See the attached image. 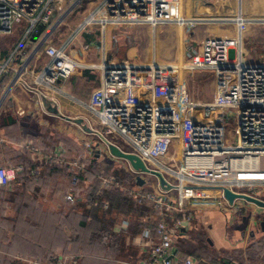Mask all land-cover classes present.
<instances>
[{
	"label": "crops",
	"instance_id": "obj_1",
	"mask_svg": "<svg viewBox=\"0 0 264 264\" xmlns=\"http://www.w3.org/2000/svg\"><path fill=\"white\" fill-rule=\"evenodd\" d=\"M216 1L182 0L176 8L177 14L182 18L185 9L192 18H185L173 27L108 25L104 28L86 27L79 32L80 22L71 33H66L62 43L56 44L51 37L49 43L55 47L68 43L67 52L79 64V69L69 80L57 85L59 91L51 93L50 99L26 91L25 82L33 83L35 75L43 71L49 59L44 49L39 55L29 58L37 42L31 35L38 31L25 37V25L17 27L12 35L15 39L8 42L6 48L0 49V62L7 61L23 40L21 53H27L26 60H29L27 71H17L25 61V58L22 61L19 58L13 61L12 71L3 75L8 79L3 81L1 95H6V99L0 106V167H22L23 171L17 175L11 188L0 187V264H24L20 259L53 264L55 257L66 259L67 263L77 259L78 264H143L148 256L147 244H150L145 232L161 220L158 211L152 205L138 204L120 182V187L106 188L115 197L104 198L101 208H95L90 204L93 192L86 190L92 185L90 179H83L84 190L78 189V185L71 180L75 173L66 171L65 176L60 177L61 167L44 161V157L50 155L54 158L64 148L66 158L82 160L83 170L87 164H92L93 153L98 158L100 154L85 146L86 142L95 139L83 130V125H94L97 120L88 104L92 92L101 85L102 71H111L108 63H118L135 72L132 84H135L136 94L146 102L163 103L154 97L153 85L177 82L187 72L191 75L213 72L215 75V81L208 84V90L209 87L212 90L207 92V99L193 93L192 86L187 85L194 101L211 102L217 95L223 94L233 79L225 81L213 70L189 67L192 51L201 52L202 42L209 37L237 38L240 45H244L245 33L250 32L251 22L247 23V20L264 17V0H234L230 6L233 19L231 22L228 20L237 29V35L233 37L228 33L218 36L210 29L211 23L219 21L214 19L211 10ZM224 1L229 3L233 0ZM97 4L92 5L94 7L88 10L85 17ZM59 31L57 29L54 33ZM250 35L254 33L251 31ZM254 49L257 47H247L246 62H264V53L257 55ZM250 57L261 61L250 62ZM158 69L160 78L157 80L154 74ZM137 74L143 76L146 82L141 83ZM15 77L17 81L12 87L10 84ZM61 116L83 120L84 124L79 126ZM37 117L51 123V130H47L49 125L39 124V130L47 131L40 144L33 143L29 138L31 128L26 122L27 119L33 122ZM61 121L71 126L65 125L70 130L67 133L73 134L71 138L76 145L73 151L58 143L62 133ZM227 139L231 142L230 138ZM28 145L35 146L41 156L27 149ZM36 160L38 163L34 164ZM110 161L116 162L134 179L135 176L122 161ZM40 172H48L52 177L38 178L36 175ZM170 173L181 180L187 179L183 168ZM144 179L146 183L139 187L134 185V189L141 192L162 189L158 179ZM257 188V192L248 188L249 194L254 192L255 196L263 199L264 185ZM100 190L101 185L94 191ZM69 194L75 198L73 203L66 199ZM262 215L263 209L238 199L230 205L190 207L186 213L176 212L173 217H166L165 221L169 224L176 220L182 222L174 243L179 259L190 257L197 264H264ZM125 224L127 226L123 228ZM158 240V235L151 231V241Z\"/></svg>",
	"mask_w": 264,
	"mask_h": 264
},
{
	"label": "built area",
	"instance_id": "obj_2",
	"mask_svg": "<svg viewBox=\"0 0 264 264\" xmlns=\"http://www.w3.org/2000/svg\"><path fill=\"white\" fill-rule=\"evenodd\" d=\"M92 1L0 0V36H12L20 25L26 27L25 37L38 31L39 26L48 27L37 40L29 58L44 49L49 62L41 73L35 75L33 83L25 82L26 91L50 99L51 93H58L57 85L78 71L79 64L67 52L68 43L58 48L49 41L66 17H70L78 6ZM181 1L98 0L96 8L84 18L78 31L92 26L178 24L185 19L180 18L176 10ZM257 21L264 22V19ZM23 42L7 61L0 62V78L12 71L15 59L22 61L25 58L17 71H27L29 59L26 60L27 53H21ZM245 57L244 45H240L239 39L229 37H209L202 42L201 52L192 51L189 67L213 70L222 79H233L223 94L206 103L192 99L184 80L156 83L153 85L154 97L163 103L146 102L136 94L135 84H132L135 72L130 67L108 63L111 71H102L101 85L92 92L88 104L97 119L94 125L88 124L92 130L89 134L96 141L86 142L85 146L92 150L96 144L101 154L115 160L108 152V146L115 145L124 152L137 155L148 168L162 174L160 162L169 155L174 163L181 160L186 165L187 179L179 178L177 186L166 179L181 192L176 201L170 198L172 190L162 188L156 192H141L133 186L125 187L133 200L138 204L152 205L162 217L145 232L150 244H147L148 256L143 264H197L190 257H177L174 243L182 222L176 220L169 224L166 217H173L176 212L186 213L190 207L200 205H230L223 188L257 197L254 192L249 194L241 189L248 187L257 192L255 188L264 185V62L248 64ZM159 71L154 74L157 80ZM136 77L141 83L146 82L143 76L137 74ZM16 81L15 77L10 85L14 87ZM229 118L235 119V142L227 139L226 121ZM27 149L41 156L33 145H28ZM64 154L62 148L54 158L45 156L44 161L64 165ZM79 160L68 165L71 171L84 168L83 164L78 166ZM126 164L135 177L140 175ZM22 171V167H0V187L11 188ZM101 180V188L120 187L114 177H102ZM66 199L70 203L75 201L71 194ZM97 205L95 202L94 206ZM126 226L122 225L123 228ZM151 231L158 235V241H151ZM53 264H78V260L67 263L66 259L55 257Z\"/></svg>",
	"mask_w": 264,
	"mask_h": 264
},
{
	"label": "rangeland",
	"instance_id": "obj_3",
	"mask_svg": "<svg viewBox=\"0 0 264 264\" xmlns=\"http://www.w3.org/2000/svg\"><path fill=\"white\" fill-rule=\"evenodd\" d=\"M92 2H86L82 6H80V7L78 6L74 10L72 16L66 17V19L62 23V27L58 28V30H60V31L57 33H54L53 34L54 36L53 35L51 36L52 39L55 40L56 44H60L66 39V36H67L66 33L67 34L71 33V30L73 31L75 29V27L78 24H80V22H82L84 20L86 13H88V10L92 9L94 7V6L92 7V5H96L98 3V0H93ZM184 4H187V2H184ZM232 4H234V0L229 1V3L224 1V0H218V1L213 3V7L211 10H212V13L214 15V19L219 20L221 22H219V21L214 22L213 25L211 23L210 29H213L218 34V36H221V35L224 36V35H227V33L230 34L232 37L237 35V29L235 27V24L230 23L231 20L233 19L232 18L233 12H232V9L230 7ZM187 12L188 11H185V9H184L182 11V17L187 18V19H191L192 17L189 16L190 13H187ZM82 15H83V18H82ZM258 19H264V17H253V18H251L249 20L251 22L249 25L250 32H246L245 36H244L245 37V43H244L245 52L247 51V47H253L254 46V48H255V46H256L257 49H254V51L257 53V55L264 53V22H259V21H257ZM176 25L177 24H174V25L171 24V25H168L167 27H173ZM251 31H252V33H254L253 36L250 35ZM184 37L185 36H183V40H184ZM13 39H15V37H13V36H0V49L6 48V46H8L7 45L8 42H10ZM248 60L250 62L261 61L259 59H252L251 57ZM189 73L187 72V73L183 74L182 80H185V82L187 83L188 86H192L191 89H192L193 93L199 94L203 98L207 99V97H206L207 92H210V90H212L210 87L208 90V84L211 81H213V82L215 81L214 73L211 72V73H207L206 75L205 74H199V73L191 75V73L190 74ZM205 78H207V79L204 81L203 79H205ZM228 80H232L231 77H229ZM225 81H221V83L225 84ZM24 121H26V120H24ZM34 121L32 122L28 119L26 121L27 123H29L30 128H31L30 129L31 131L29 132V134H30L29 138L32 139L33 143L37 142L38 144H40L42 141L43 135L45 133H47V131L45 132L42 129L39 130L38 129L39 124L49 125L47 130L48 129L51 130V128H50L51 123H49L47 120L45 121L42 118H38V117L36 119H34ZM61 123H62V126H61L62 133H61V138H59L60 141H58V143L62 144V146H64V147H67V146L70 147L73 151V149H75V147H76V145L74 144L73 138H71L73 136V134L67 133V131H70V130L68 128H66V126H65V125L69 126L70 124H67L65 121H61ZM69 127H71V126H69ZM226 131H227V137L230 138L231 142H235L236 141L235 119L229 118L226 121ZM94 141H96V140H94ZM96 146L97 145L95 144L92 151L96 152L97 154H100V150H99L98 146L97 147ZM101 156L102 155L100 154L97 158L95 153H93V155L91 156V158H92L91 161L93 163L95 160V163H93L91 165L87 164V167H85V170H87V171H85L83 169L77 170V172L75 173V176H72L71 180H73L78 185V189L84 190L85 188H84L83 183L85 181L83 179H85L86 181H87V179H90V181L92 182V185L90 186V188L88 187V189H86V190H88V191L92 190L91 192H94V190L98 189L99 183H100V185L102 184V180H101L102 177H108V176L113 175L114 170L109 168V164H108L109 160H107L108 162L107 161L104 162V160L102 159L103 157L100 158ZM77 160H79V158H77V157L75 159H69V158H66V156H64V162L65 163H64V165H60L61 168H59L62 170V172L59 173L60 177H64L66 171H67V173H71V168L68 165H70L71 163H74ZM120 161H122V160H120ZM37 163L38 162L36 160L34 162V164H37ZM122 163L127 165L126 162H124V161H122ZM81 164H83L82 160H79L78 166H80ZM160 165H163V167H161L163 169H161V170L163 172L164 177L167 180H170L171 182H173V184H175L177 186L179 184V178L174 176L170 172L179 171L181 168L186 169V165H184V163L181 160L180 161L177 160V163H174L172 161V155H169L167 158L163 159L160 162ZM89 167H90V169H89ZM50 173H52V172H50ZM54 174H56V172ZM36 176L38 178L40 176L41 177H46V176L52 177V174H49L48 172L41 174V172H40ZM181 176H183V175H181ZM147 177H151V179H154V180L157 179L156 177L151 176V175H147ZM97 179H99V183H98ZM124 179H126V178H124ZM125 186H126V188H129L132 185L127 183ZM256 190H259V188H257ZM241 191L245 192V193L250 192V190L248 188H243V189H241ZM180 195H181V192H179V190H177V189H174L171 191L170 198L172 200L176 201L179 199Z\"/></svg>",
	"mask_w": 264,
	"mask_h": 264
},
{
	"label": "water",
	"instance_id": "obj_4",
	"mask_svg": "<svg viewBox=\"0 0 264 264\" xmlns=\"http://www.w3.org/2000/svg\"><path fill=\"white\" fill-rule=\"evenodd\" d=\"M5 99H6L5 96L1 99L0 106L3 104ZM53 111L55 113L57 112L56 109H53ZM61 117L64 120L76 123L79 126H82L84 124L83 120L72 119V118L66 117V116H61ZM83 130L87 133L92 132V130L89 128V125H83ZM108 152L110 153L111 156H113V158L118 159V160H122V161L128 163L135 172L140 174L134 178L136 185L143 186L146 183L144 177H142L141 175H151V176H154L158 179L160 186L163 189H165V190L178 189V187H176L175 185L170 184L166 180V178L164 177L163 174H161L158 171H155V170L148 168L146 166V164L142 161V159L140 157H138L137 155L124 152L115 145H109L108 146ZM223 191H224V196L229 201V203H233L235 200L242 199V200L248 201L249 203H252V204L258 206L260 209L264 210V198L261 199V198L249 196L246 194L232 193L227 188H223ZM261 218L264 219V216L262 215ZM260 220L261 219H259V221Z\"/></svg>",
	"mask_w": 264,
	"mask_h": 264
},
{
	"label": "trees",
	"instance_id": "obj_5",
	"mask_svg": "<svg viewBox=\"0 0 264 264\" xmlns=\"http://www.w3.org/2000/svg\"><path fill=\"white\" fill-rule=\"evenodd\" d=\"M47 29H48V27L47 26H39V28H38V33L37 34H33V35H31L32 36V38L34 39V40H39V38L42 36V34H44V32H46L47 31ZM5 79H8L6 76H2L1 78H0V96L2 95V92H3V81L5 80ZM101 154V153H100ZM102 156H101V158L102 157H105V155L104 154H101ZM103 160H104V162H106L108 159H107V157H105V158H102ZM99 161V160H98ZM108 162V161H107ZM93 163H95V160H94V162ZM92 163V164H93ZM109 168H111V169H113L114 171H113V175L112 176H110V177H114L116 180L118 179L119 180V182L122 184V186H125L126 184H127V182L130 184V185H132L133 187H134V185H136L135 184V181H134V179L131 177V176H129V174L128 173H126L123 169H122V167L120 166V165H117L116 164V162H114V161H110V159H109ZM77 172V170H74V171H72L71 173H76ZM124 178H126V179H124ZM83 179V178H82ZM124 179V180H123ZM117 180V181H118ZM96 181V180H95ZM97 181H98V183H99V179H97ZM96 181V182H97ZM99 185H100V183H99ZM137 187H139V185H137ZM102 190H100L99 192H93V194H92V196H91V205L93 206V207H95L94 206V203L95 202H98V205L95 207V208H101V204H102V202L104 201V198H109V199H113L114 197H115V195L114 194H110V191H107L106 189H104V188H101ZM109 190V189H108ZM113 192V191H112ZM114 193H116V194H118V191L116 192H114ZM150 210V208L149 207H147V210Z\"/></svg>",
	"mask_w": 264,
	"mask_h": 264
},
{
	"label": "bare ground",
	"instance_id": "obj_6",
	"mask_svg": "<svg viewBox=\"0 0 264 264\" xmlns=\"http://www.w3.org/2000/svg\"><path fill=\"white\" fill-rule=\"evenodd\" d=\"M245 163H247V164H248L249 162H245ZM178 177H179V176H178Z\"/></svg>",
	"mask_w": 264,
	"mask_h": 264
}]
</instances>
